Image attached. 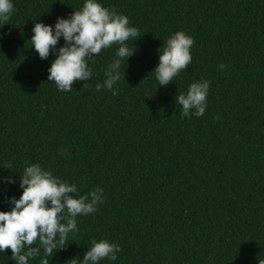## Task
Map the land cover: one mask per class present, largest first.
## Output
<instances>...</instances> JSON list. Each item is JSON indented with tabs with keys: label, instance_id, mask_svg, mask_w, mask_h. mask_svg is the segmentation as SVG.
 Listing matches in <instances>:
<instances>
[{
	"label": "trees",
	"instance_id": "obj_1",
	"mask_svg": "<svg viewBox=\"0 0 264 264\" xmlns=\"http://www.w3.org/2000/svg\"><path fill=\"white\" fill-rule=\"evenodd\" d=\"M11 2L0 24V211L33 164L74 184V198L103 190L67 245L29 264L82 261L101 239L121 250L98 264H264V0H97L139 36L111 91L96 85L116 44L87 61L92 75L72 92L48 81L63 37L46 59L30 40L35 23L54 30L85 0ZM177 31L194 40L192 62L159 86L153 70ZM204 80L203 116L182 117L176 97ZM0 264H16L10 249Z\"/></svg>",
	"mask_w": 264,
	"mask_h": 264
},
{
	"label": "clouds",
	"instance_id": "obj_2",
	"mask_svg": "<svg viewBox=\"0 0 264 264\" xmlns=\"http://www.w3.org/2000/svg\"><path fill=\"white\" fill-rule=\"evenodd\" d=\"M13 12L11 0H0V24H7ZM31 44L41 59H46L50 50L54 49L58 40L63 37L65 46L58 49L55 60L48 69V81L54 82L62 92H72L76 81H88L92 73L87 61L98 56L102 49L119 45L116 59L105 71L106 79L96 85L112 90L113 85L121 79L120 67L122 59L130 57L134 46L129 48L127 41L139 36L136 27L129 26L126 16L117 14L102 6L97 0H85L81 10L74 11L67 19L57 18L54 25L35 23ZM194 43L192 37L183 31H177L166 41L162 52H159L158 66L153 70L159 86H166L177 74L191 62L190 49ZM221 69L225 66L219 65ZM209 81L190 84L187 93H181L176 101L182 106V117H189L190 112L197 117L203 116L206 109V98ZM87 87V84H84ZM113 96L118 95L112 91ZM11 183V178H7ZM23 189L19 199L10 198V211H0V252L11 250V259L16 264H29V259L40 254L52 256L54 250L67 245L69 233L78 231L76 218L97 211V204L103 202V190L95 189L74 198L77 187L61 182L50 171L38 164L24 169L20 179ZM62 220L66 222H61ZM39 242V247H33ZM120 247L101 239L93 240L82 261L73 259V264H98L104 258L115 260ZM41 264H49L47 258Z\"/></svg>",
	"mask_w": 264,
	"mask_h": 264
}]
</instances>
